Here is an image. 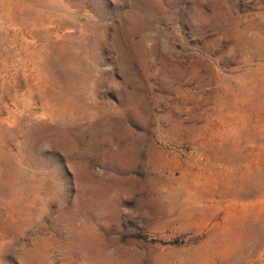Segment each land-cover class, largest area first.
I'll list each match as a JSON object with an SVG mask.
<instances>
[{
  "label": "rangeland",
  "instance_id": "rangeland-1",
  "mask_svg": "<svg viewBox=\"0 0 264 264\" xmlns=\"http://www.w3.org/2000/svg\"><path fill=\"white\" fill-rule=\"evenodd\" d=\"M0 264H264V0H0Z\"/></svg>",
  "mask_w": 264,
  "mask_h": 264
}]
</instances>
